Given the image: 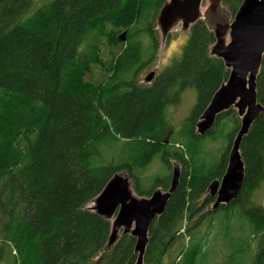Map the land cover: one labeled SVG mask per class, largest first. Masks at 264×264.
Instances as JSON below:
<instances>
[{"label":"trees","instance_id":"trees-1","mask_svg":"<svg viewBox=\"0 0 264 264\" xmlns=\"http://www.w3.org/2000/svg\"><path fill=\"white\" fill-rule=\"evenodd\" d=\"M33 1L0 0V264H134L135 239L120 234L108 247L111 221L88 205L116 174L139 197L167 191L165 172L149 181L150 191L140 183L139 172L155 158L165 171L174 160L182 172L150 226L144 264H206L207 232L196 228L235 208L257 238L252 264H264V204L252 200L264 185V113L240 144L245 172L237 198L209 209L208 187L225 172L240 122L229 109L211 131L196 133L198 117L229 73L210 54L215 38L204 20L191 26L181 58L141 87L140 38H150L153 61V24L167 0H50L30 14ZM242 1L220 6L233 17ZM122 31L125 43L117 40ZM95 68L104 74L98 82L90 80L99 76ZM187 89L196 90V104L172 130L167 106ZM256 99L264 106V55ZM216 142L224 143L218 161L208 148Z\"/></svg>","mask_w":264,"mask_h":264},{"label":"water","instance_id":"water-1","mask_svg":"<svg viewBox=\"0 0 264 264\" xmlns=\"http://www.w3.org/2000/svg\"><path fill=\"white\" fill-rule=\"evenodd\" d=\"M205 0H167L157 16V24L163 38L178 23L187 30L202 19L201 7ZM221 0H208L207 13L215 15ZM215 42L210 54L223 62L229 71L225 83L211 97L207 107L198 117L196 133L203 136L211 131L216 117L229 109L236 111L240 119L238 131L231 144L227 165L222 178L208 187V194L214 197L212 210L234 201L244 180V163L240 154L242 139L248 134L251 125L264 106L256 99V79L264 55V0H243L232 21L222 27L215 24ZM228 35L229 43H225ZM125 34L118 41H125ZM154 78L149 73L145 81ZM180 179V168L172 166L170 185L167 191L155 190L149 197L135 198L128 178L116 174L111 178L90 207L98 215L111 221L108 247L115 244L119 233L135 239L134 264H144L148 245V233L153 221L160 216L176 191Z\"/></svg>","mask_w":264,"mask_h":264},{"label":"rangeland","instance_id":"rangeland-1","mask_svg":"<svg viewBox=\"0 0 264 264\" xmlns=\"http://www.w3.org/2000/svg\"><path fill=\"white\" fill-rule=\"evenodd\" d=\"M50 0H34L30 14L34 13L36 10L41 8L43 5L47 4ZM209 3L208 0L203 2L201 7L202 19L208 28L212 31L215 29V24H218L222 27H226L233 19L230 13L225 9V7L220 6V10L213 15H209L206 11L208 9ZM189 27L186 31L181 28V24L178 23L173 29L170 30L168 35L163 38L161 31L158 27V24L154 22L153 32L156 37L157 50L153 61L148 62L149 55L152 51V42L150 38L146 35H143L140 38L141 41V54H143V66L136 72L135 81L141 87H149L154 79L162 74V72L173 64L174 61H177L181 58L184 47L189 39L190 34ZM125 34L126 40V31H122L118 34V38ZM117 38V40H118ZM168 39L167 42L165 40ZM120 43H125L120 42ZM225 43H229L228 35L225 37ZM102 54L108 51V48H103ZM98 74H95L90 78L93 82H98L103 77V72L99 68H95ZM149 73L154 74L153 80L148 83L145 81L146 76ZM197 99V93L195 89H187L179 95L178 103L174 105L167 106V120L172 127V130H177L181 127L182 123L190 116ZM239 119V118H238ZM240 122V119H239ZM172 130L168 133L165 138L166 144H168L169 137L171 136ZM224 143H213L208 147L211 151V156L214 155V152L218 155L215 161H218L220 153L218 150H222ZM178 147V145H176ZM102 153L109 152L108 149L103 145L101 146ZM177 164L174 160H170V169L165 171V166L159 158L155 160L148 166V168L139 172L140 183L144 185L145 189L150 191L148 187L149 181L162 173H168L169 178L172 173V166ZM182 172V166L179 165ZM125 175V174H124ZM165 175V174H164ZM161 192H164L162 189H158ZM133 191V190H132ZM133 196L139 198V196L133 191ZM252 200L257 205L264 204V185L253 195ZM92 206L91 204L88 207ZM212 206H209L211 209ZM207 210L203 212L206 213ZM199 233L207 232L204 250L206 251L207 261L206 264H252L254 256L256 254L258 244L257 238L254 239L252 235L250 224L248 219L241 213L240 209L235 208L230 211L228 214L224 210H219L212 217L203 219L199 226L196 228ZM121 232L119 233V235Z\"/></svg>","mask_w":264,"mask_h":264},{"label":"bare ground","instance_id":"bare-ground-1","mask_svg":"<svg viewBox=\"0 0 264 264\" xmlns=\"http://www.w3.org/2000/svg\"><path fill=\"white\" fill-rule=\"evenodd\" d=\"M131 1V0H130ZM140 10V9H139ZM120 19V18H119ZM122 24V23H121ZM120 24V25H121ZM197 57V56H196ZM125 60V59H124ZM119 63V62H118ZM70 68V67H69ZM130 81V80H129ZM121 87V86H120ZM117 90V89H116ZM90 91V90H89ZM117 91H119V90H117ZM123 92V91H122ZM65 93V92H64ZM87 94V93H86ZM81 96V95H80ZM84 96V95H83ZM152 145V144H151ZM86 147V146H85ZM190 147H191V145H190ZM86 150V149H85Z\"/></svg>","mask_w":264,"mask_h":264}]
</instances>
